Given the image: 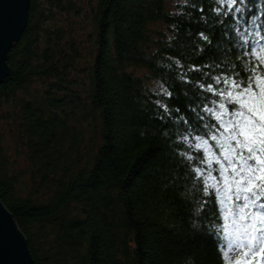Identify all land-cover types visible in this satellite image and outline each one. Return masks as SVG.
<instances>
[{"label": "trees", "instance_id": "1", "mask_svg": "<svg viewBox=\"0 0 264 264\" xmlns=\"http://www.w3.org/2000/svg\"><path fill=\"white\" fill-rule=\"evenodd\" d=\"M217 6V0H31L0 82V199L34 264H225L216 240L194 228L206 221L186 198L192 182L175 154L174 142L191 133L181 148L197 155L196 133L168 125L165 135L155 104L162 82L172 84L168 103L192 119L185 93L207 97L210 108L219 100L200 93L196 81L213 83L224 72L246 76L244 68L264 57L256 51L241 60L225 53L223 42L215 46L222 33ZM201 31L211 45L197 37ZM181 62L202 72L211 65V78L189 71L193 84L182 85ZM204 139L219 155L215 141ZM242 256L233 251L229 264Z\"/></svg>", "mask_w": 264, "mask_h": 264}, {"label": "snow or ice", "instance_id": "2", "mask_svg": "<svg viewBox=\"0 0 264 264\" xmlns=\"http://www.w3.org/2000/svg\"><path fill=\"white\" fill-rule=\"evenodd\" d=\"M217 3L212 11L222 26V33L221 41L215 46L219 48L223 42L227 46L225 53L232 50L241 60L253 56L256 51H264V6L253 0H217ZM199 11L203 13L204 9ZM203 21L207 24V17ZM251 34H258L260 39H249ZM197 37L212 44L203 31L197 33ZM261 59L264 57L256 58L250 67L244 68L246 76L239 71L224 72L216 76L213 83L196 81L200 93L211 91L219 100H213L215 107L210 108L204 103L207 97L201 100L199 94L188 97L185 93L188 102L185 111L191 113L192 119L183 114L179 106L168 103L174 97L172 84L162 82L155 101L157 118L166 127L165 135H171L168 125L177 129L188 125L196 133L197 155L185 156L181 148L192 138L191 133L181 134L174 142L175 154L186 165V174L192 182L186 198L191 196L200 209L195 215L206 221L194 224V228L205 229L206 234L216 240L225 264H229L230 254L237 249L243 256L237 257L235 264H264V71H261ZM211 67L204 65L208 71L202 72L196 64L186 69L182 62L177 63L178 79L182 85L193 84L187 75L189 71L201 72L202 78H211ZM159 97H167V101ZM206 115L214 116V122H207ZM207 136L215 141L219 155L208 146L204 139ZM191 147L188 144V150ZM201 148L209 154L208 160L198 158ZM206 207L209 215L205 217Z\"/></svg>", "mask_w": 264, "mask_h": 264}, {"label": "water", "instance_id": "3", "mask_svg": "<svg viewBox=\"0 0 264 264\" xmlns=\"http://www.w3.org/2000/svg\"><path fill=\"white\" fill-rule=\"evenodd\" d=\"M31 0H0V82L9 73L8 53L24 33ZM0 264H34L27 241L0 199Z\"/></svg>", "mask_w": 264, "mask_h": 264}, {"label": "rangeland", "instance_id": "4", "mask_svg": "<svg viewBox=\"0 0 264 264\" xmlns=\"http://www.w3.org/2000/svg\"><path fill=\"white\" fill-rule=\"evenodd\" d=\"M156 27H158V29H159V28L162 27V25H156ZM137 73L143 75L145 72H144L143 70H141V69H137ZM156 88H158V87L156 86ZM10 146H11V148H12V150H13V149L15 148L16 144L13 143V142H10ZM207 154H208V153H207ZM208 155H209V154H208Z\"/></svg>", "mask_w": 264, "mask_h": 264}]
</instances>
